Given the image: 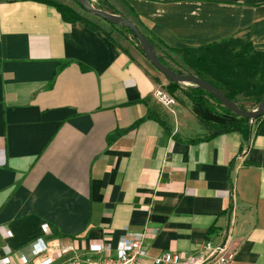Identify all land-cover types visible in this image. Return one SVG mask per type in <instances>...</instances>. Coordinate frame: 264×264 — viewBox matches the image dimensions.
I'll list each match as a JSON object with an SVG mask.
<instances>
[{
    "label": "crops",
    "instance_id": "obj_1",
    "mask_svg": "<svg viewBox=\"0 0 264 264\" xmlns=\"http://www.w3.org/2000/svg\"><path fill=\"white\" fill-rule=\"evenodd\" d=\"M125 1L164 56L230 38L264 52V0ZM116 31L66 22L38 1H0V257L63 264L91 243L116 245L125 229H153L150 257L185 260L228 240L229 264H264V117L249 137L213 134L186 96L166 107L154 95L164 77Z\"/></svg>",
    "mask_w": 264,
    "mask_h": 264
},
{
    "label": "trees",
    "instance_id": "obj_2",
    "mask_svg": "<svg viewBox=\"0 0 264 264\" xmlns=\"http://www.w3.org/2000/svg\"><path fill=\"white\" fill-rule=\"evenodd\" d=\"M34 1L54 6L66 22H83L88 28L101 30L109 37H111V29L114 28H123L132 34L130 28L123 25H114L97 15L89 13L75 0H72L75 5L66 3L63 0ZM119 1L125 6L126 10L111 3H108L109 9L113 13L121 14L134 21L158 51L159 39L151 33L138 14L125 0ZM98 8L104 9L101 6H98ZM102 21L104 23H101ZM132 38L136 40L138 47L144 53L140 43L133 34ZM169 50L173 56H175L174 54L181 56L184 66L183 68L174 67L166 60L172 55L167 54L168 56H164L158 52L164 64L179 73L196 74L223 91L227 97L237 102L244 109L250 108L244 104L245 100L252 101L251 107H257L264 97V52L257 50L254 43L249 39L230 38L199 47L170 48ZM170 60L174 62L176 59L172 58ZM66 64L65 62L64 65ZM166 89L173 94L174 91H181L191 101L193 111L209 126L213 134L240 131L246 137L250 136L253 123L249 119L231 112L206 90L194 85L184 86L171 80H169ZM263 117L254 119V121H261ZM146 118L159 119L151 111H149ZM141 120L137 121L132 127L138 125ZM122 133L123 130H117L110 135L109 139L112 140Z\"/></svg>",
    "mask_w": 264,
    "mask_h": 264
},
{
    "label": "built area",
    "instance_id": "obj_3",
    "mask_svg": "<svg viewBox=\"0 0 264 264\" xmlns=\"http://www.w3.org/2000/svg\"><path fill=\"white\" fill-rule=\"evenodd\" d=\"M154 95L158 102L166 107H172L178 103L176 96L166 88L156 89ZM251 123L256 124L254 120ZM234 227L231 221V231ZM47 224L44 230L47 231ZM153 229H145L141 232H130L125 229V233L120 236L116 245L110 242H94L88 247V255L75 253L74 256L67 258L63 264H207L214 262L216 264H229L236 256L237 250L228 243V240L222 243L207 241L201 251L183 260L178 252L166 251L161 255L150 257L147 251V240L155 236ZM7 235L13 236V232L7 229ZM33 252L36 257H40L48 249V245L43 238H38L33 243ZM75 251V246L71 245L63 249L67 254ZM54 258L48 257L40 261V264H52ZM0 264H39L32 262L27 256L22 255L18 260L12 255L0 257Z\"/></svg>",
    "mask_w": 264,
    "mask_h": 264
},
{
    "label": "water",
    "instance_id": "obj_4",
    "mask_svg": "<svg viewBox=\"0 0 264 264\" xmlns=\"http://www.w3.org/2000/svg\"><path fill=\"white\" fill-rule=\"evenodd\" d=\"M81 4L89 13L97 15L104 20L114 24V25H123L127 28H130L132 34L136 37L137 41L140 43L146 58L149 62L156 67L167 79L178 82L181 84L194 85L198 86L211 95L216 97L224 107L229 109L231 112L235 113L240 117L247 118L249 120L257 119L261 116H264V97L262 98L259 105L254 109H244L237 102L231 100L225 95L223 91L218 89L212 83L200 78L193 73H179L166 64H164L160 57L159 53L156 50L153 43L150 39L139 29L134 21L131 19L117 13H113L102 8L96 7L92 0H75Z\"/></svg>",
    "mask_w": 264,
    "mask_h": 264
},
{
    "label": "rangeland",
    "instance_id": "obj_5",
    "mask_svg": "<svg viewBox=\"0 0 264 264\" xmlns=\"http://www.w3.org/2000/svg\"><path fill=\"white\" fill-rule=\"evenodd\" d=\"M64 2H66V3H69V4H72V5H75L73 2H72V0H63ZM108 0H92V2H93V4L96 6V7H98V6H101V7H103L104 8V10H107V11H110V12H112L111 11V9H109V5H108V3H111V2H107ZM113 1V5L114 6H116V7H121V8H123L124 10H126L125 9V7H123V5L121 4V2L119 1V0H112ZM97 19V18H96ZM101 23H104L103 21L101 22ZM116 30H118V31H120L121 33H123V34H126V36L128 37V39H129V41H131V42H136V40L135 39H133L132 38V34H130L127 30H125V29H123V28H120V29H117V28H114V29H111V32H114L115 33V31ZM117 32V31H116ZM175 56H170V58L172 57V58H174V59H176V60H174V62H172V60H170L169 58H166V60L167 61H169V63L170 64H172L174 67H176V68H183V61H182V58H181V56L180 55H177V54H174ZM171 58V59H172ZM160 72V71H159ZM161 73V72H160ZM161 75L164 77V81L166 82V84L168 85V82H169V79H167L162 73H161ZM184 86H187V84H183ZM174 95L177 97V99L179 100V101H183V99H184V94L181 92V91H179V90H177V91H174ZM244 104L247 106V107H250L249 109H254V108H256V107H251V105H252V101H246L245 100V102H244Z\"/></svg>",
    "mask_w": 264,
    "mask_h": 264
}]
</instances>
